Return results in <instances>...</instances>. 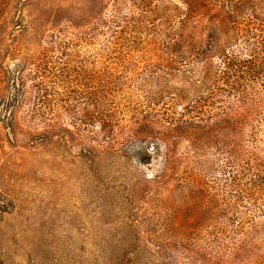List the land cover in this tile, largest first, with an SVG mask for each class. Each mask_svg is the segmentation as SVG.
I'll return each mask as SVG.
<instances>
[{
    "label": "rangeland",
    "instance_id": "1",
    "mask_svg": "<svg viewBox=\"0 0 264 264\" xmlns=\"http://www.w3.org/2000/svg\"><path fill=\"white\" fill-rule=\"evenodd\" d=\"M181 8L0 0V264H264V86Z\"/></svg>",
    "mask_w": 264,
    "mask_h": 264
},
{
    "label": "trees",
    "instance_id": "2",
    "mask_svg": "<svg viewBox=\"0 0 264 264\" xmlns=\"http://www.w3.org/2000/svg\"><path fill=\"white\" fill-rule=\"evenodd\" d=\"M182 1L185 6V10L180 9L183 30L186 31L190 21L193 25L197 22L202 23L201 17L210 21L214 36L208 50L225 58L222 77L228 85L229 92L240 91L244 93V99L250 100L254 93L258 94L256 86H264V0ZM201 8L203 10L209 8L213 13L203 15ZM185 35L180 36L181 43L177 48L181 54H185L184 49L189 45L182 42L186 38ZM239 39L244 40L241 47L237 44ZM225 43L231 44L235 49L230 51ZM159 149V145L150 148L155 154H158ZM252 184L259 185L256 203L259 202L264 211V174L257 175ZM258 195L260 196L257 197Z\"/></svg>",
    "mask_w": 264,
    "mask_h": 264
}]
</instances>
